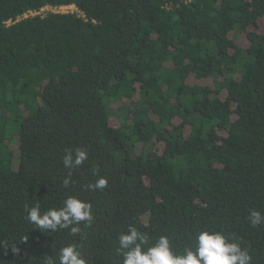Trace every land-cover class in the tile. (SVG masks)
<instances>
[{
  "label": "trees",
  "instance_id": "1",
  "mask_svg": "<svg viewBox=\"0 0 264 264\" xmlns=\"http://www.w3.org/2000/svg\"><path fill=\"white\" fill-rule=\"evenodd\" d=\"M67 5L79 12L39 13ZM80 147L88 159L66 168ZM93 168L102 190L86 189ZM69 196L92 205L80 234L26 219ZM252 210L264 215V0H0V264H59L69 244L122 264L130 225L177 253L223 231L264 264Z\"/></svg>",
  "mask_w": 264,
  "mask_h": 264
},
{
  "label": "clouds",
  "instance_id": "2",
  "mask_svg": "<svg viewBox=\"0 0 264 264\" xmlns=\"http://www.w3.org/2000/svg\"><path fill=\"white\" fill-rule=\"evenodd\" d=\"M87 159V149L80 147L74 151L67 150L63 156V164L66 168H76ZM92 174L97 179L94 183L86 185V189L91 191L104 189L107 179L99 175L98 168H93ZM69 185L70 178L65 179L64 186ZM25 210L26 219L42 232L70 229V234L75 236L81 233L79 227L81 222H86L87 227L94 219L91 203L77 196H69L61 207L51 208L43 213L39 204L30 208L26 206ZM249 220L253 226L264 225V215L258 210L250 211ZM118 239L117 252L122 257V264H250L252 259L248 250L242 248L239 240L232 239L223 231L212 229L198 232L193 245L186 247L182 253L174 250L168 236L161 235L150 244L149 234L139 231L132 225L127 231L122 232ZM11 247L13 254L18 256L20 249L15 244ZM58 258L59 264H86L76 244L62 247ZM46 264H56V261L52 256H48Z\"/></svg>",
  "mask_w": 264,
  "mask_h": 264
},
{
  "label": "rangeland",
  "instance_id": "3",
  "mask_svg": "<svg viewBox=\"0 0 264 264\" xmlns=\"http://www.w3.org/2000/svg\"><path fill=\"white\" fill-rule=\"evenodd\" d=\"M49 11H56V12H58V11L59 12H78L74 7H72V8H66V9H63V10H53V9H50L49 8V9L42 10L39 13L46 14ZM34 14H32V15H34Z\"/></svg>",
  "mask_w": 264,
  "mask_h": 264
},
{
  "label": "built area",
  "instance_id": "4",
  "mask_svg": "<svg viewBox=\"0 0 264 264\" xmlns=\"http://www.w3.org/2000/svg\"><path fill=\"white\" fill-rule=\"evenodd\" d=\"M72 7H74L78 11V9L73 5L60 6V7L47 6L46 8H43L42 10L49 9V8L53 10H63V9L72 8ZM34 13L36 14L37 12H34ZM34 13H31V14H34Z\"/></svg>",
  "mask_w": 264,
  "mask_h": 264
}]
</instances>
